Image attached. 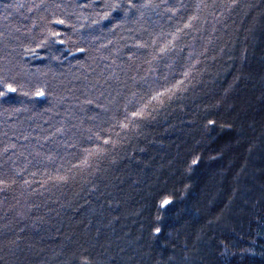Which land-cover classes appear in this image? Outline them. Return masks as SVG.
I'll use <instances>...</instances> for the list:
<instances>
[{
    "label": "trees",
    "instance_id": "obj_1",
    "mask_svg": "<svg viewBox=\"0 0 264 264\" xmlns=\"http://www.w3.org/2000/svg\"><path fill=\"white\" fill-rule=\"evenodd\" d=\"M5 2L12 0H0V11ZM18 2L47 6L31 12L24 10L27 20L19 14L8 21L0 19V77L18 89L23 85L22 91L29 92L26 96L18 91L9 94L7 102L0 100V142L9 140L23 152L13 157L18 168L26 163L25 157L33 161L30 171H37L40 165L36 162L46 154L68 157L72 149L65 152L62 146L68 136L47 142L44 136L61 119L78 123L72 112L85 119L84 129L91 126L92 122L74 107V96L83 99L86 91L91 95L103 91L102 101L106 102V97L120 101L130 95V90L146 88L157 78L160 84L165 83V77L169 81L182 78L188 48L157 62L151 73L143 70L147 66L142 58L139 74L128 68L127 59L128 53L134 51L130 47L134 41L147 40L149 33L161 29L171 31L181 24L178 19L169 20L152 12L141 17L134 10L126 15L117 10L111 22L93 24L96 13L105 10L106 2L126 7L127 0ZM199 2L184 0L189 5V15ZM242 3L252 7L234 12L226 26L216 25L220 31L211 33L214 42L209 45L208 59L193 73L195 78H190L182 99L143 127L127 152L133 159L118 156V164L96 179V191L90 184L76 182L45 192L43 197H28L22 194L21 181L13 190L0 193V201H4L0 203V217L17 200L23 205L26 199L40 204L33 213L44 217L36 227L11 212L8 219H0V264H63L84 247L101 264H222L224 257L220 253L225 245L230 252L249 250L243 264H264V234L258 232L253 213L243 215L233 226L219 224L232 209L241 174L259 151L263 155L256 160V171L264 175V0ZM53 12L67 22L50 25L62 33L56 39L65 42L50 39L38 47L46 19ZM117 23L121 26L112 30ZM17 27L21 32L15 31ZM204 27L210 30L211 25ZM193 43L200 50L201 42L193 41L192 36L181 40V44ZM28 47L35 52H26ZM79 47L86 51H77ZM113 59L115 65L111 63ZM111 71L119 81L105 83L100 73L106 76ZM141 76H147L148 83ZM93 84L97 85L95 89ZM37 88L45 91V98L35 96ZM117 92L121 95L117 96ZM60 97L68 99L62 102ZM208 119L217 121L211 132L205 130ZM37 137L42 147L37 148ZM36 151L41 152L40 157ZM196 156L200 162L189 172ZM25 178L32 179L27 173ZM162 195H171L174 204L161 222L162 235L157 237L152 234V226L155 205ZM9 223L11 230L4 227ZM17 237L18 246L11 245L9 241Z\"/></svg>",
    "mask_w": 264,
    "mask_h": 264
},
{
    "label": "snow or ice",
    "instance_id": "obj_2",
    "mask_svg": "<svg viewBox=\"0 0 264 264\" xmlns=\"http://www.w3.org/2000/svg\"><path fill=\"white\" fill-rule=\"evenodd\" d=\"M42 6L47 7L43 4L21 3L18 0L5 2L2 11H0V19L8 21L19 14L22 15L24 20H27L28 16L23 15L24 10L31 12L33 9H39ZM85 6L87 7L88 5ZM55 7L59 8L60 5L57 4ZM77 7L80 6L78 5ZM242 7L251 8L252 5L243 4L242 0H211L210 3L207 0H200L195 5V11L189 15V5L185 4L184 0H141L139 3L136 0H127L126 7L121 3L106 2L104 4L105 10L96 13L97 18L92 20L93 24H101L103 21L111 22L112 13L117 10L125 11L126 15L134 10L139 12L141 17H144L148 12H152L156 15L166 16L169 20L178 19L181 21L182 26L177 24L171 31L161 29L159 32L149 33V39L147 40L134 41L130 46L134 51L128 53L127 59L130 62L128 68L139 74L142 70L139 61L142 58L143 64L147 66L143 70L151 73L155 71L157 62L166 60L178 51L183 52L185 48H188L190 50L185 58L186 62L182 66V78L176 79L173 77L169 81L165 77L164 84H160L157 78L152 82V84L158 85L157 87L149 84L146 88L140 87L138 91L130 90V95L121 97L120 101L107 97L105 98L106 102L102 101L101 97L105 96L103 91L99 95H91L86 91L83 93V99L79 96H74V107L80 113H83L92 124L84 129L85 119L76 116V113L72 112L71 116L77 119L78 123H71L70 120L61 119L56 125H53V130L44 136V140L47 142L68 136L69 139L65 140L62 146L65 152H68L69 148L72 151L68 152V157L61 156L59 153L56 155H44L42 160L36 162L40 165L37 171L29 170V165H32L33 161L28 160L27 157H25L26 163L24 166L18 168L13 157L22 156L23 152L18 151V145L11 143L9 140L0 142V193H7L13 190L21 181L23 182L22 194H26L28 197H43L45 192H51L53 189H60L76 182L90 184L92 185V191H96V179H99L102 173H107L109 167L118 164V156L121 159L127 157L129 161L133 159V157L127 156V152L132 147V141L142 131L143 127L154 121L161 112L167 111L169 107L182 99V95L188 91L191 79L195 78L193 73L198 71V66L204 60L208 59L209 45L214 42L211 38V33L220 31L216 25L226 26L227 19ZM66 23L65 19L53 12L51 18L46 19V24L43 26V38L38 47L48 44L50 39L52 42L63 44L65 42L63 39H56L62 33L53 29L50 25H66ZM209 24L211 25L210 30L204 27V25ZM5 26L8 27V25ZM120 26L119 23L114 24L112 30ZM23 27L27 29V25H23ZM33 27H35V24H33ZM15 31L19 33L21 28L17 27ZM144 31H147V29ZM194 33H199L200 35H193ZM184 36H192L193 41H200V50L197 49L196 43L181 44ZM25 51L34 53L35 49L28 47ZM77 51L83 53L86 48L79 47ZM220 51L222 52L223 49ZM212 59H215V56ZM111 63L115 65L116 61L113 59ZM105 67L109 68L110 66L105 65ZM100 76L104 77L105 83L111 80L119 81L115 71H111L106 76L104 72H101ZM129 78L133 81L136 80L135 76ZM140 79L144 83H148L147 76H141ZM98 83L99 81H97ZM0 85H3L0 88V100H5L9 94H14L18 91L23 95H29V92L22 91L23 85L18 89L12 83H9L5 77H0ZM96 86V84H93L92 88L95 89ZM120 95L117 92V96ZM35 96L45 98L46 93L42 88H37ZM66 99L68 98L60 97L62 102ZM5 102L7 101L5 100ZM97 109L99 112L95 111ZM89 112L93 114L88 115ZM56 115L59 116L61 113L56 112ZM216 125V120L208 119L205 125L206 132H211ZM3 135L5 137L8 136L6 132ZM36 139L37 148L42 147L39 144L40 138L37 137ZM24 140H29V136H24ZM19 147L27 151L26 146L21 145ZM140 151L144 150L140 149ZM35 155L40 157L41 152L36 151ZM199 162V156L192 159L188 171L190 172L192 166L197 165ZM105 165L108 167H105ZM25 173L32 179H26ZM37 176L40 177L39 180L35 179ZM33 185H37V187H33ZM185 190H187V186H185ZM0 203H4V201H0ZM173 204L174 199L171 195H162L159 198L158 203L155 205L156 215L152 226V234L154 236L159 237L162 235L164 227L161 222L167 212L171 210ZM39 208L40 204L32 203L27 199L23 205L17 200L16 204L11 205L8 212H5L0 219H8V213L11 212L14 217L30 220L31 226L36 227L44 221L43 216H36L33 213V209L38 211ZM250 208L253 211L252 219L256 223L258 232L264 234V200L253 202ZM4 227L11 230L10 223L5 224ZM20 231L23 232L24 229L21 228ZM18 239L19 237H17V240H10L9 243L18 246ZM224 249L220 253L221 257H224L222 264H238V261L243 264L246 255L249 254L248 249H243L238 253L230 252L226 245ZM63 264H101V261L88 248L84 247L74 252L71 260H66ZM112 264H114V261Z\"/></svg>",
    "mask_w": 264,
    "mask_h": 264
},
{
    "label": "rangeland",
    "instance_id": "obj_3",
    "mask_svg": "<svg viewBox=\"0 0 264 264\" xmlns=\"http://www.w3.org/2000/svg\"><path fill=\"white\" fill-rule=\"evenodd\" d=\"M264 152V151H263ZM262 156L260 151L256 154V159L252 160L251 166H247L241 174L239 188L231 203L232 209L225 213L226 215L221 217L220 226L232 225L241 221L243 215H251L253 211L250 205L258 200H264V175H261L256 171V160ZM253 164V166H252ZM255 176V177H254ZM247 201V203H245ZM229 209V210H230ZM230 221V222H228ZM234 222V223H232ZM241 225V224H240Z\"/></svg>",
    "mask_w": 264,
    "mask_h": 264
},
{
    "label": "bare ground",
    "instance_id": "obj_4",
    "mask_svg": "<svg viewBox=\"0 0 264 264\" xmlns=\"http://www.w3.org/2000/svg\"><path fill=\"white\" fill-rule=\"evenodd\" d=\"M39 98V97H38Z\"/></svg>",
    "mask_w": 264,
    "mask_h": 264
}]
</instances>
